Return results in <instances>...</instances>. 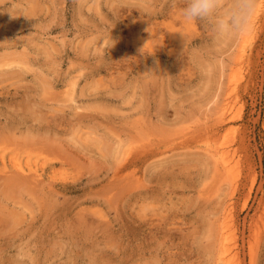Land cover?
<instances>
[{"label": "rangeland", "instance_id": "rangeland-1", "mask_svg": "<svg viewBox=\"0 0 264 264\" xmlns=\"http://www.w3.org/2000/svg\"><path fill=\"white\" fill-rule=\"evenodd\" d=\"M182 7L0 0V264H264V0Z\"/></svg>", "mask_w": 264, "mask_h": 264}, {"label": "bare ground", "instance_id": "bare-ground-1", "mask_svg": "<svg viewBox=\"0 0 264 264\" xmlns=\"http://www.w3.org/2000/svg\"><path fill=\"white\" fill-rule=\"evenodd\" d=\"M241 58H242V56H241ZM235 91H236V88L234 87V89L232 90V93H235ZM228 111H229V108L226 107L224 110V114L222 116L223 119L226 116ZM223 150L216 148L215 150L210 151V153H211V156L213 158H215L214 159L215 163H216L215 168L217 166V172H218L220 182L224 181V182L228 183V185L232 186L230 188V190L232 191L231 194L233 197V195H235V193L237 192L238 188L235 187V184L237 182H236V179L234 176L233 167L229 161L230 160L229 157H230L231 152L227 151L226 149L224 151ZM138 160H139L138 157L131 158V154L129 156H127L125 158V161L123 163H120L123 166L121 165L120 168H118V166H117L118 169L115 171L116 177H120V178L123 177L125 171H127L132 166L136 165L138 163ZM51 169H53V168H51ZM45 171H46L45 167L39 169V167H37V166H29L28 168L24 169L22 167V165L19 164L18 162H15V160H13V162H9L5 156H2L0 159V173L2 175L6 176L5 178H7V177L9 178V176L14 175V177H15V178H13L14 180H25V182H26L27 179L41 178L43 176V174L45 173ZM125 176H127V175H125ZM120 178H118V179H120ZM19 183H20V181H19ZM19 183H18V185H19ZM26 184H27V182H26ZM230 204H229V206H227L225 208V211H224L225 213L223 214V218H222L223 220L220 219V222H222V223H221V225L219 224L220 225L219 231H218L219 237L217 236V238H219V243H220L221 253L219 255V262L221 264H227L228 263L226 254L229 252L230 248L228 247L229 244L227 242L228 238H227L226 230H227L228 225L226 224V220L229 218H231V219L233 218V210H234V208H232L233 204H231V205Z\"/></svg>", "mask_w": 264, "mask_h": 264}, {"label": "clouds", "instance_id": "clouds-1", "mask_svg": "<svg viewBox=\"0 0 264 264\" xmlns=\"http://www.w3.org/2000/svg\"><path fill=\"white\" fill-rule=\"evenodd\" d=\"M181 14L186 21L211 19L221 7V0H182Z\"/></svg>", "mask_w": 264, "mask_h": 264}]
</instances>
